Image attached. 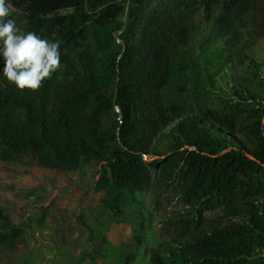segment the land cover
I'll use <instances>...</instances> for the list:
<instances>
[{"label": "trees", "instance_id": "obj_1", "mask_svg": "<svg viewBox=\"0 0 264 264\" xmlns=\"http://www.w3.org/2000/svg\"><path fill=\"white\" fill-rule=\"evenodd\" d=\"M8 2L23 12L18 27L62 41L63 67L21 91L0 56V163L62 174L100 166L113 222L126 220L160 166L158 182L176 183L186 212L148 264H264V58L251 55L264 38V0ZM199 17L214 41L194 55ZM184 79L195 105L167 95ZM210 93L221 107L208 108ZM80 220L86 247L72 264L136 259L141 222L123 248ZM26 226L0 207V250L23 245Z\"/></svg>", "mask_w": 264, "mask_h": 264}, {"label": "rangeland", "instance_id": "obj_2", "mask_svg": "<svg viewBox=\"0 0 264 264\" xmlns=\"http://www.w3.org/2000/svg\"><path fill=\"white\" fill-rule=\"evenodd\" d=\"M192 50L200 52L204 39L214 41L211 25L200 17ZM212 33V34H211ZM243 42V41H242ZM249 54V51H246ZM264 58V38L257 41L251 55ZM170 98L185 97L195 105L189 79L168 90ZM223 98L210 93L208 108L221 107ZM152 185L136 197L137 204L126 208L125 221L113 222L103 212L102 193L97 190L101 167L92 165L75 173L62 174L42 170L33 162L0 163V207L14 222L26 224L25 241L12 252L0 250V264H72L86 247V230L81 218L101 230L114 247L133 245L135 225H144L142 245L132 264H148L149 250L172 235V223L185 216L180 192L174 181H159L160 166L150 167ZM95 264H115L113 257Z\"/></svg>", "mask_w": 264, "mask_h": 264}, {"label": "clouds", "instance_id": "obj_3", "mask_svg": "<svg viewBox=\"0 0 264 264\" xmlns=\"http://www.w3.org/2000/svg\"><path fill=\"white\" fill-rule=\"evenodd\" d=\"M15 16L23 15L8 0H0V56L2 74L18 90L37 91L45 80L62 70V41L42 38L17 26Z\"/></svg>", "mask_w": 264, "mask_h": 264}, {"label": "water", "instance_id": "obj_4", "mask_svg": "<svg viewBox=\"0 0 264 264\" xmlns=\"http://www.w3.org/2000/svg\"><path fill=\"white\" fill-rule=\"evenodd\" d=\"M120 121H121V119H120Z\"/></svg>", "mask_w": 264, "mask_h": 264}]
</instances>
